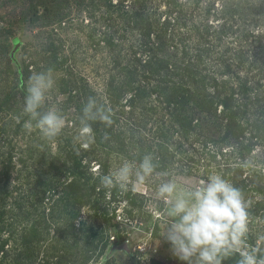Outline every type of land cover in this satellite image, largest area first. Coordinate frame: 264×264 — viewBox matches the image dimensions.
I'll use <instances>...</instances> for the list:
<instances>
[{"label": "rangeland", "instance_id": "obj_1", "mask_svg": "<svg viewBox=\"0 0 264 264\" xmlns=\"http://www.w3.org/2000/svg\"><path fill=\"white\" fill-rule=\"evenodd\" d=\"M119 1L121 0H112L113 5H111L108 0H0V154L3 155L1 159L9 156L13 161L14 169L8 184L10 189H13V196L18 194L27 196L39 189L38 179L32 177L35 174L39 175L38 172L41 170L38 166L48 168L47 162L37 163L35 160L41 159L40 162H44L57 154L61 156L73 154L75 150L78 157L86 162V168L91 167L95 178L100 171V161L109 162V172L115 171L125 160L138 165L140 161L134 159V156L142 152L143 156L146 153L161 159L166 147L169 153L167 155L165 153L164 160H158L157 163L155 161L157 168L153 177L142 185H129L139 193L136 196L138 200L143 199L141 193L145 195L143 206L147 213L143 214L142 208L131 206L127 199L120 198L119 196L124 192L115 195L113 187L105 190L102 202L106 204V208L108 207L109 212L112 210L118 212L120 215L118 220L123 223L129 222L125 226L126 236L129 238V241H125L128 249L113 247L109 256L112 254L111 264H133V262L145 264L151 258L169 261L172 264H188L173 255L170 242L162 236L168 217L165 215V203L155 198L158 184L164 179H171L177 184L178 192L187 193L201 182H206L209 175L215 173L226 176L234 185L235 181H238L236 178L232 179L235 175L234 168L242 169L245 173H249L250 169L254 168L264 173V146H256L250 156L241 160L237 153L239 145L235 140L233 138L222 140L226 120L223 121V125L221 121H211L207 126L198 127L186 139L181 136L182 128L175 121L169 108L157 102L155 95L139 101L132 113L129 104L122 108L124 99L120 106L111 105L107 81L113 73L118 78L123 77L121 74L118 76L119 70L114 68V60L119 59L122 64H133L134 62L128 60H133L134 50H138L137 54L141 55L143 60L151 57V51L138 49L139 33H132V28H128L131 34L124 31L126 28L124 16H131L133 10L139 8L142 0H125L124 3L128 5L125 10H128V13L124 16H121L122 12L119 11L122 7L118 6ZM135 1L138 3L132 4ZM210 1L214 4V8L208 16L206 10ZM239 1L242 0H175L170 6L171 0H145L148 8L146 17L149 21H153L152 25L157 29L158 18L164 20L170 13L175 20V15L180 12V8H183L182 11L189 19L194 18V21L197 20L199 23L208 16L207 20L217 27L214 29H219V22L222 21L219 12L225 10L226 5ZM248 2L249 0H245L243 3V8L238 13L239 19L234 24L235 28L242 24L244 30L248 29L249 32H263L261 30H264V22L260 21L256 24L255 19L245 18ZM169 8L174 10L173 14ZM244 18L245 24L240 23L239 20ZM194 21L190 20L188 27L183 28L184 33H188ZM177 30L179 29L173 31L174 37ZM218 34L217 30L213 36H209L212 44H203L209 45V51L214 58L217 54L219 57L222 54L219 52H223L226 46L231 47L225 55L227 58L233 56L240 46H244L245 51L249 53L259 52V48L251 41L250 36L239 44L237 40H241V33L238 34L239 38L237 33H231L221 41L217 40ZM151 35L155 38L154 34ZM195 39H197L196 35ZM109 44L115 46L111 47ZM156 50L163 55V51ZM171 63L174 66L175 64L184 66L177 59ZM211 65L212 67L208 65L209 70L216 68L218 71L221 68L215 60ZM48 69L53 70L55 86L47 93L41 111L52 108L65 119V127L52 140L42 138L38 130L34 129L31 133L26 131L24 123L30 117L23 112L29 77L33 73L46 72ZM179 72L178 75L173 76V81L191 85L185 71L181 69ZM215 73L211 72L218 75L217 72ZM232 77L237 80L235 74ZM222 78L223 76H219V79ZM143 82H147V79L143 78ZM156 83H158L157 79L153 78L149 81V86ZM84 87L88 90L87 94L79 91ZM252 91L250 98L254 103L249 102L248 111L241 118L247 138L252 130L250 124L260 118V112L264 107L262 106L264 86ZM127 92L129 93L130 90ZM89 93L96 102V108L105 105L114 117L109 133L99 135L102 132L96 133L91 128L90 132L82 131L84 126L80 123L77 104L80 97H90ZM162 130L168 132L166 138L160 136ZM245 137L243 140L246 139ZM88 145H91L89 151L86 150ZM91 148L94 153H91ZM20 158L28 160L25 165L20 162ZM1 170L0 166V172ZM157 173L160 175L157 176ZM59 175L60 173L54 175L53 180H58ZM1 176L0 173V179ZM261 183L264 185V178L261 179ZM244 197L249 213V231L245 244L249 249H257L258 256H264V213L256 214L254 211L258 207L257 202L264 201V191L254 192L248 188ZM24 200L26 201L24 205H32V198L28 201L27 198ZM46 202L49 205V200ZM128 206L133 207V217L129 220L125 218L124 210ZM88 209L93 211L86 206L85 211ZM58 224L59 221L56 222V227ZM29 226L30 223L27 221L17 225L20 231ZM56 232L53 227L50 233L54 238L60 235ZM123 243L115 246H121ZM38 252L39 260L45 258L49 251L43 248ZM94 260L98 262L99 257H95ZM88 264H92V260H89Z\"/></svg>", "mask_w": 264, "mask_h": 264}, {"label": "trees", "instance_id": "obj_2", "mask_svg": "<svg viewBox=\"0 0 264 264\" xmlns=\"http://www.w3.org/2000/svg\"><path fill=\"white\" fill-rule=\"evenodd\" d=\"M108 1L113 5L112 0ZM142 1H140L141 4L139 3V8H135L133 14L127 17L124 16L128 13V10H125L128 6L124 3L125 0L119 1L118 6H122L119 11L122 12L121 16L126 19L124 31L131 34L128 28H132V33H139L138 49L145 52L151 51V57L148 60H143L141 55L137 54L138 50H134L133 60H128V62H134L133 64H122L121 60H114V68L119 70L118 76L121 74L123 77L118 78L113 73L107 81L111 105L120 106L124 99L122 108L129 104L130 113H132L139 101L155 95L157 102L159 101L166 108H169L175 121L182 128L181 136L186 139L198 127L207 126L211 121H221V125H223V121L226 120L222 140H228V138L235 140L239 145L237 153L241 160L250 156L256 146H264V107L260 112V118L250 124L252 130L248 138L245 137L246 128L241 123V118L245 116L249 102L252 101L250 98L251 91L264 86V30L254 33V31L249 32L248 29L244 30L242 24L236 28L234 25L239 19L238 13L242 10L245 0L226 5L225 10L219 12L222 17V21L219 22V29H214L217 27L214 26L213 22L207 20L214 8L211 1L207 6L208 16L206 20L198 23L197 20L194 21V18L189 19L182 11L183 8H180V12L175 15V20L170 13L166 15L167 18L165 17L164 20L158 18L157 29L152 25L153 21H149V18L146 17L148 8L145 5V0ZM171 1L170 6L173 2L175 3V0ZM228 7L229 9H227ZM169 11L174 13L173 9L169 8ZM246 13L245 18L247 20L250 17L252 20L255 19L256 24L260 21L264 22V0H249ZM245 18L239 22L245 24ZM190 20H193L194 23L189 27L188 33H184L183 28L188 27ZM175 29L179 30L174 37L173 31ZM217 30L219 33L217 35L218 41L227 38L231 33H237L239 38L238 34L241 33V40L237 41L242 44L250 36L251 41L259 48V52L249 53L245 51L244 46H240L233 53V56L227 58L225 55L228 54L231 47L226 46L223 52H219L222 54L219 57L217 54L214 58L209 51V45L204 46L203 44H212L209 36H213ZM151 34H154L155 38H152ZM191 35L194 36L191 37ZM195 35L197 39H195ZM109 45L115 46V44ZM156 49L163 51V55ZM174 59L180 61L184 66L181 67V65L176 64L174 66L171 63ZM214 60L221 67L218 71L216 68L214 70L208 68V65L212 67L211 64ZM181 69L190 78L191 85L186 82L178 84L173 81V76L178 75ZM211 72H217L218 75H215L216 73L211 74ZM233 74L236 75L237 80L233 79ZM219 76H223V78L219 79ZM143 78L147 79V82H143ZM153 78L157 79L158 83L150 87L149 81ZM209 89L211 90L209 91ZM127 90L130 92L128 93ZM79 91L87 94L88 90L84 87ZM89 96L80 97L77 104L82 126H84L82 124L84 107L89 98H92L90 93ZM252 102L254 103V101ZM108 111L105 105L95 108L93 118L86 120L87 125L93 131L102 132L99 135L111 131L114 117ZM160 136L166 138L168 132L162 130ZM244 137L245 140H243ZM120 141L121 139H119ZM90 146L88 145L86 150L89 151ZM164 148L167 155L169 151L166 147ZM91 153H94L92 148ZM165 153L161 159L154 155V162L164 160L166 158ZM1 156L3 155L0 154V159ZM144 156L142 152L140 155L134 156V159L141 161ZM40 160H35V162H47L48 168L42 165L38 166L41 170L38 172L39 175L35 174L32 177L38 179L37 186L39 189L27 196H21V194L13 196V189H10L8 185L14 169L12 158L8 156L0 160L2 169L0 172L2 174L0 179V264H88L89 260H92V264H111L112 254L110 257L109 253L113 247L126 240L129 241L125 227L129 222L123 223L118 220V217L120 218L118 212L115 210L109 212L106 204L102 202L107 188L100 183V177L109 173L110 163L100 161V171L93 178L94 172H91L93 170L90 166L86 168V162L78 157L75 150L73 154L67 156L57 154L44 160V162H40ZM27 161L26 158H20L23 165ZM234 170L235 175L232 179L238 180L235 181L234 186L240 188L244 196L248 188L254 192L264 191V185L261 183V179L264 178L262 170L252 168L249 173H245L239 168H234ZM53 171L56 174L52 173ZM59 173V179L53 180V176ZM244 174L245 177L243 178ZM223 177L229 180L226 176ZM120 192H124L123 195L119 196L120 198L127 199L131 206L142 208L143 214L147 213L144 211L146 208H144L143 203L146 197L143 193H141L143 199L138 200L136 196L139 193L132 186H128L127 190L124 191L118 186L113 187L115 195ZM24 198H27V201L32 198V205H24L26 203ZM47 200H49V205H47ZM257 204L255 213L263 214L264 201H259ZM86 206L92 208L93 211L90 209L85 211ZM132 209L133 207L130 208L129 206L124 209L127 220L133 217ZM250 211L253 212V210ZM25 221L30 223V226L21 232L17 225ZM57 221L59 224L56 227ZM53 227L54 231H57L56 233H60L57 235L58 238H54L50 233ZM43 248L49 252L45 258L38 260V251H42ZM95 257H99L98 262L94 260ZM239 259V253H234L224 259L222 264H237ZM133 264H138V262H133ZM145 264L172 263L151 258Z\"/></svg>", "mask_w": 264, "mask_h": 264}, {"label": "clouds", "instance_id": "obj_3", "mask_svg": "<svg viewBox=\"0 0 264 264\" xmlns=\"http://www.w3.org/2000/svg\"><path fill=\"white\" fill-rule=\"evenodd\" d=\"M52 72L48 69L29 77L23 108L30 117L24 129L29 133L38 130L46 140L57 137L65 127V119L57 110L41 111L47 93L55 86ZM95 108V100L89 98L83 110L82 131H91L86 120L93 118ZM156 168L152 155L146 154L138 165L125 160L118 169L101 176L100 183L106 188L118 186L127 190L130 184L142 185L150 180ZM155 198L166 205L168 222L162 236L170 242L173 255L181 261L222 264L224 259L239 253L237 264H264V256H258L257 249H249L245 244L249 213L244 194L222 175H209L206 182L187 193L178 192L173 180L164 179L157 186Z\"/></svg>", "mask_w": 264, "mask_h": 264}, {"label": "water", "instance_id": "obj_4", "mask_svg": "<svg viewBox=\"0 0 264 264\" xmlns=\"http://www.w3.org/2000/svg\"><path fill=\"white\" fill-rule=\"evenodd\" d=\"M120 249V248H125V249H128V245H127V242H124L121 246H114V249Z\"/></svg>", "mask_w": 264, "mask_h": 264}]
</instances>
